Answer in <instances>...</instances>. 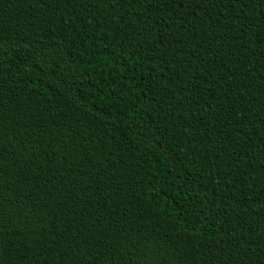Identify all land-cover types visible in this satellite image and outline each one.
I'll list each match as a JSON object with an SVG mask.
<instances>
[{"label":"trees","instance_id":"1","mask_svg":"<svg viewBox=\"0 0 264 264\" xmlns=\"http://www.w3.org/2000/svg\"><path fill=\"white\" fill-rule=\"evenodd\" d=\"M0 264H264V0H0Z\"/></svg>","mask_w":264,"mask_h":264}]
</instances>
